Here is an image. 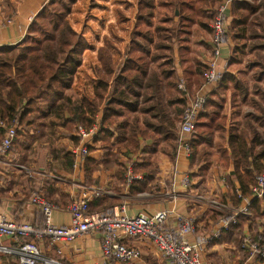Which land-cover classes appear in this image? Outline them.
Returning a JSON list of instances; mask_svg holds the SVG:
<instances>
[{"label":"trees","instance_id":"1","mask_svg":"<svg viewBox=\"0 0 264 264\" xmlns=\"http://www.w3.org/2000/svg\"><path fill=\"white\" fill-rule=\"evenodd\" d=\"M222 1L157 0L155 30L158 40L152 53L155 64L144 84L139 114L130 119L116 120L114 117L119 114L108 107V104L112 100H127L128 97L120 88L121 68L108 51L111 44L105 42L97 50L100 68L96 70V74L99 81L94 87L93 96L75 97L71 92L73 78L82 52L88 48L84 37L72 28L68 20L76 0H47L31 19L24 40L12 47H0V122H17L19 132L15 142L25 149L32 141L43 136L45 128L50 130L51 135L57 128H61L63 135L72 136L75 145H78L76 128L82 126L88 129L97 123L98 130L88 145L89 154L95 145L106 143L111 137L120 139L111 159L112 164L117 166V178L125 183L123 181L127 169L124 164L128 160L127 156L132 154L136 156L135 161L128 160L132 164V175H140L141 179L131 180L128 193L134 195L152 191L158 171L155 163L158 146L170 158L175 155V123L180 119L186 104L184 91L179 90L178 85L182 84L185 92H192L203 82L206 66L195 56L193 36L201 30L211 34L209 24L216 15V7ZM230 14L232 18L226 39L231 32L235 41L230 48L228 64L239 66L242 55L249 50L256 51L258 58H262L260 51L264 55V0H231ZM247 39L250 41L249 46L237 42ZM175 54L182 70L181 76H177L174 68ZM261 66L264 68V63ZM263 77L264 71L253 76L255 81ZM248 83L241 70L237 74L224 71L206 94L207 101L197 117L191 139L190 158L192 165L205 163L202 172H207L212 162L207 153L199 152L198 146H210L214 130H221L225 124L226 117L220 115L222 97L226 93H229L233 101L248 97ZM255 90L264 97V91L258 84H255ZM171 111L174 113L173 117L170 116ZM247 118L245 128H239L235 124L228 127V151L221 152L223 166L227 167L229 162L232 163V171L225 177V184L236 207L241 202L235 198V190L244 197H250V187L255 184V178L264 172V108L259 107L258 114H247ZM29 131H32L30 136ZM2 136L3 130L0 127V139ZM27 137L31 138L27 140ZM148 139L151 140L150 145L145 144ZM17 150L14 143L11 151ZM119 155L126 159L119 162ZM197 155L201 157L196 158ZM64 160L71 168V153H64ZM91 163L88 155L80 171L88 170ZM234 182L238 185L237 189ZM96 200L98 199L90 201L88 212L91 203ZM221 201L225 202V199ZM248 211L251 218L240 216L229 233L223 234L222 240L228 239L240 248V236L246 223L250 230L261 229L260 233H251L252 239H257V234H261L260 240L264 241V197L251 198ZM217 219L216 217L215 220ZM42 226L43 224L34 225L36 228ZM25 241L26 239L20 238L17 244ZM10 257L14 260L13 256ZM51 259L60 262L55 255ZM256 261L264 264V258H256Z\"/></svg>","mask_w":264,"mask_h":264},{"label":"crops","instance_id":"2","mask_svg":"<svg viewBox=\"0 0 264 264\" xmlns=\"http://www.w3.org/2000/svg\"><path fill=\"white\" fill-rule=\"evenodd\" d=\"M46 1L0 0V24L3 25L0 31L1 47H12L24 40L31 19ZM5 16L9 18L5 19ZM157 16V0H76L68 20L72 28L84 37L88 48L82 52L80 64L73 78L71 87L73 95L78 98L93 96L94 87L99 81L96 74V70L100 68L97 50L104 46L105 42H109L111 46L108 51L113 61L121 68L120 88L128 99L112 100L108 107L118 112L119 115L114 117L116 120L130 119L138 115L146 78L155 64L152 53L154 44L158 40L155 30ZM231 18L228 11L229 26ZM7 20L11 23L6 24ZM232 35L230 32L225 40L218 63L220 72L230 71L237 74L241 67L228 64L230 48L235 41ZM248 37H250L249 34ZM193 40L196 58L206 64L211 55V34L201 30L195 33ZM248 55L251 56V53ZM177 62L175 54L174 68L177 76H181L182 70ZM256 69L257 65H251L248 71L254 73ZM254 82V84L263 85L264 77ZM249 89H251L250 84ZM208 90L210 91L211 88ZM196 91L185 92L184 90L183 97L186 104ZM251 93L253 95L250 96ZM250 94L246 98H237L234 101L230 99L229 93L222 97L223 107L220 115L226 117L225 124L221 130H214L210 146L207 147L205 144L198 146L199 152L207 153L212 162L207 172L201 171L204 162L192 165L190 160L182 159L175 185H172L174 157L170 158L167 152L164 153L161 146H158L155 153L158 171L153 181L156 190L153 188L152 191L138 192L134 195H130L129 187L117 178V166L111 162L115 145L120 142V139L111 137L106 143L95 145L89 154V159L92 161L89 169L84 172L80 169L74 171L72 166L69 168L64 160V153H70L71 149L77 145L72 136L63 135L61 128H57L51 135L50 130L45 128L43 136L31 143L36 146V152H38L36 158L33 156L35 153L31 151L26 155V151L33 146L30 145L27 149L11 151L6 159L7 164H0V215L17 222L42 225L43 219L39 208L30 203L31 197L38 194L54 206L52 223L65 226L70 218L66 210L67 205L79 195L82 186L86 185L99 187L105 192L98 200L91 203L89 208L91 214L113 213L118 211V207L122 204L126 205V214L129 216L141 213L152 214L160 210L172 211L166 221L169 230L177 228L176 217L181 215L191 218L194 223L195 233L186 235L188 241L193 242L197 237L208 236L216 228L217 222L227 216L230 210L215 211L205 203H199L198 198H211L218 201L225 199V202H221L226 203L229 209L236 208L232 203L229 188L225 184V177L232 171V163L229 162L227 167L223 166L221 152L228 151V127L235 124L239 128H245L248 118L247 113L242 110L243 104L257 99L262 102L264 108V97L260 96L256 90ZM258 95L261 99L257 98ZM257 111L259 112V107ZM252 113H256L255 108ZM170 116H174L172 111ZM178 121L175 123V138ZM260 130L262 131V128ZM30 135L32 131H29ZM126 136L125 129L124 137ZM30 138L27 137V140ZM14 143H16L15 140L13 145ZM145 144L150 145L151 140H146ZM119 157V162L126 159L121 155ZM198 157L201 155L196 156ZM127 158L135 161L136 156L129 154ZM128 160L124 164L125 168L131 164ZM186 175L189 177V184L182 186L180 180ZM136 176L141 179L140 175ZM125 181L126 179L123 182ZM234 185L237 189L236 182ZM171 189L176 194L174 200L168 196ZM216 217L217 220H215ZM260 231V228L256 231L250 230L245 223L240 239L244 233L251 235L252 232L260 233ZM222 236L206 247L202 254V264H259L256 258L250 257L247 253H241L238 246L228 239L222 240ZM2 245L18 246L8 238L2 239ZM126 245L139 249L140 257L125 264H167L165 258L157 254L147 241L129 240L126 241ZM40 248L46 258L51 259L55 255L61 262L57 264H94L103 261L98 234H86L70 244L61 246L59 255L49 249L46 242L40 243ZM12 259L0 253V264H12ZM108 264L120 263L110 258Z\"/></svg>","mask_w":264,"mask_h":264},{"label":"built area","instance_id":"3","mask_svg":"<svg viewBox=\"0 0 264 264\" xmlns=\"http://www.w3.org/2000/svg\"><path fill=\"white\" fill-rule=\"evenodd\" d=\"M231 0H223L216 7V15L209 24L211 30V55L205 64L202 76L203 82L195 92L194 96L184 106L180 120L177 123V134L175 138V155L172 168L175 185L179 174V163L182 159L189 161L192 156L191 139L199 113L203 110L207 101L208 89L214 85L221 74L219 70V59L221 48L225 43L229 23L227 12L230 11ZM11 21L7 20L6 24ZM3 25L0 24V31ZM1 47V44H0ZM178 89L184 91L183 85ZM3 136L0 139V164H7L6 159L12 149L13 142L17 136L19 126L17 122L7 124L0 122ZM98 130L97 123L90 128L78 126L75 137L78 145L71 149L73 156L72 169L75 171L84 165L85 158L89 155L88 145ZM132 164L127 165L125 174V185L129 187L131 180L140 179L132 175ZM31 177V176H30ZM182 186L189 184V177L181 178ZM105 192L94 186H82L79 195L72 199L67 205L69 223L65 226H57L52 223V212L54 206L41 195L35 194L30 203L39 208L43 216V226L34 227L31 223L17 222L0 215V253L13 256V264H57V261L43 256L40 243L46 242L49 249L56 254L61 253V246L70 244L86 234L100 235V251L103 261L94 264H108V259H113L120 264L133 262L140 257V251L134 247H128L126 241L143 240L163 258L167 264H202V254L206 247L215 240L221 238L224 233L229 232L231 226L238 223L240 216L250 217L248 211L251 198L262 199L264 197V172L255 178V184L250 187V197L242 196L235 190L236 199L240 200V206L229 209L226 203L211 198L199 197V203H205L209 208L224 212L230 210L217 222L216 228L208 236L197 237L193 242L186 239V235L194 234L195 227L191 218L177 216V228L169 230L166 226L168 215L172 211L160 210L152 214L141 213L134 216L126 214V205L118 207L113 213L90 214L88 207L90 201L100 198ZM173 200L176 194L173 189L168 194ZM8 238L17 243L20 238L26 239L17 247L2 245V239ZM240 251L247 253L253 258H264V241L252 239L251 235L244 233L240 240Z\"/></svg>","mask_w":264,"mask_h":264},{"label":"rangeland","instance_id":"4","mask_svg":"<svg viewBox=\"0 0 264 264\" xmlns=\"http://www.w3.org/2000/svg\"><path fill=\"white\" fill-rule=\"evenodd\" d=\"M7 17L8 16H5V19H7ZM9 18V17H8ZM262 19H264V18H262ZM261 20V19H260ZM258 27H255V29L256 30H258L257 29ZM239 44H242V43H245L246 45H250V41H237ZM249 53H251V56H249L248 54ZM260 55L262 56V58H264L263 56V54H262V52L260 51ZM242 63L239 65L241 68H240V70H241V72H244V75L246 76V78H247V80H248V82L250 81L251 83H248V84H250V87H251V89H250V92H253V91H255V79L253 78V76H254V74L255 73H257V72H260V71H264V68H263V66H261V64H263L264 63V59H262V58H258V54H257V52L256 51H251V50H249V51H247L246 52V54H244V55H242ZM255 62H258V63H255ZM251 65H257V69L255 70V72L254 73H249V71H248V69H249V67H251ZM242 69L244 70V71H242ZM263 91H264V82H263V85H258ZM259 93V92H258ZM250 94V93H249ZM251 95H253L252 93L250 94V96ZM259 95L261 96V93H259ZM257 96V98L258 99H261L260 98V96ZM249 96V95H248ZM257 99H254V101H247V102H245L244 104H243V108H242V110H243V112L244 113H247V114H249L248 112H250V114H258L259 112L257 111V108L258 107H262V102L261 101H256ZM255 103V104H254ZM254 108H255V111H256V113H252V111H254ZM243 113V114H244ZM40 141V140H39ZM36 143H38V141H36ZM34 144V143H33ZM32 144V145H33ZM31 145V146H32ZM15 146L18 148V149H20V150H23V149H25V148H23V146H21L20 145V143H18V142H16L15 143ZM34 152L35 153V155L33 154V156H35V158L37 157V155H38V152H36V146H32L30 149H29V151L27 150L26 151V155L28 154L27 152ZM18 153V152H17ZM19 154H20V152H19ZM28 158H30V156L28 157ZM241 253H243V252H241ZM242 255H244V254H242ZM13 264V263H12Z\"/></svg>","mask_w":264,"mask_h":264},{"label":"water","instance_id":"5","mask_svg":"<svg viewBox=\"0 0 264 264\" xmlns=\"http://www.w3.org/2000/svg\"><path fill=\"white\" fill-rule=\"evenodd\" d=\"M176 14H177V11H176Z\"/></svg>","mask_w":264,"mask_h":264}]
</instances>
